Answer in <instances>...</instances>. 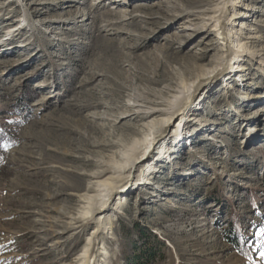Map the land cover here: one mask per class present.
<instances>
[{"label": "rangeland", "instance_id": "rangeland-1", "mask_svg": "<svg viewBox=\"0 0 264 264\" xmlns=\"http://www.w3.org/2000/svg\"><path fill=\"white\" fill-rule=\"evenodd\" d=\"M155 1L137 11L147 22L129 25L116 12L133 3L0 0V36L10 41L0 40V264H87L89 214L107 193L95 181L116 182L222 64L216 21L199 30L206 19L194 15L198 27L181 31L188 14L162 15ZM232 2L235 17L247 16L226 25L230 37L246 60L264 64V0ZM254 61L240 63L234 89L222 78L210 95L204 87L196 110L175 119L168 149L140 168L142 185L112 198L121 204L109 212L99 238L107 256L95 264H127L144 243L155 252L149 264H264V115L255 111L264 97L248 100L264 94V65ZM133 103L165 110L137 113ZM233 215L237 248L228 241Z\"/></svg>", "mask_w": 264, "mask_h": 264}, {"label": "bare ground", "instance_id": "bare-ground-1", "mask_svg": "<svg viewBox=\"0 0 264 264\" xmlns=\"http://www.w3.org/2000/svg\"><path fill=\"white\" fill-rule=\"evenodd\" d=\"M144 1L143 0H95L93 6L94 5L105 6L107 4H110L109 8L112 10L119 7H123L126 4L133 3L131 9L129 10L126 9L127 12H125V14L122 13L124 11L119 9H117L116 12L117 14L120 15V17L125 18V20L128 21V24L131 25V24H139L141 22H147V21H143L145 19H148L146 15L144 14L140 15L141 13L140 14L137 13V11H139L142 7H147ZM203 1H205L206 3L208 2V4L203 6V8L199 10L195 8H185L184 6H181L179 0H160L154 2V5H159L161 10L160 14L162 15L168 14L171 11L173 12V14L176 12L179 14L180 12L188 14V19L187 18L184 19L186 23L182 25H178V28L181 31L186 32L188 30H194L195 27H198L195 26L191 21H189V18L194 15H201L204 19H206V21L203 22L201 29L199 30H204L203 26H211V25L213 26L214 24H212V22L216 21L217 25H215V27L218 33L220 34L219 43L223 48V62L220 66H218L210 73L203 76L199 82L195 83V87L192 88L187 93V95L180 101V103L174 109H172L170 116L164 122L163 126L155 131L150 144L144 150H142V152H140L138 155L134 156L130 160L129 166L126 167L125 169L120 167L117 170L116 172L117 174L114 176V178H116L115 180L116 182L108 186L107 183L101 180L95 181V183L98 184L99 186H102L103 189L105 188L107 190V193L105 198L101 199L92 208L89 214L91 215L89 219L93 223V227L90 231L88 250L86 254L87 264H95L94 259L97 257L98 253L101 254L102 256H107L106 251L100 249L99 238L101 233L103 232V229L107 227L106 225L108 221L109 212L118 209L119 208L118 204H121V200H120L117 201L115 205L111 206L112 198H114V196L118 194L119 197H121L122 200H124L125 194L133 192L142 185V181L141 180L138 181L137 179V174L140 171L142 165L146 163H147L146 164L147 170L151 169L152 167L151 165L153 164L151 161H153L157 155L161 154L162 152L168 149V148L166 149V147L163 144L165 140L168 139L169 136H171L170 128L174 124L175 119L178 118L180 114L183 116H187L190 115L191 112L195 111L196 109H193L194 105L192 104L196 96L199 94V92H201V90L204 87H207L206 94L210 95L213 92L212 90L214 89V87L218 84V83L216 84V82H218L220 78L225 79L223 81V84L225 83L224 86L228 87L229 89H234L235 88L234 85H231L230 84L231 81L229 80L232 79L236 80V77H234V75L236 76V72H240L242 69H244V67L241 66L240 63L247 62V64L250 66L252 62L250 63L249 61L255 60L254 62L259 64H262L263 62L259 60L257 61L256 59L246 60L245 56L247 55V53L244 50L241 40L239 38L232 39L230 37L228 30L226 29V25L231 23L232 20L234 19L236 20V18H245L247 16L245 15V16L235 17L233 15L235 12L234 7L236 6V3L232 2V0H219L218 2H216V0H203ZM104 14L106 15L109 13L106 12ZM91 17L100 19L103 16L93 14L91 15ZM138 17L141 19L138 20ZM157 17H159V15H157ZM252 30H253L252 28H249V31ZM0 40H2V42L5 40L6 43L7 42L10 43V41L6 40L5 37L3 36H0ZM30 42L31 40L27 39L21 43L29 44ZM241 80H246V79L242 78ZM44 84H45L44 82H39L40 86ZM263 97L264 94H259L257 91V93L253 94V96H250L248 100L249 101L259 100V99H263ZM133 106L136 107L135 112L137 113H142L145 110H147L148 114H151L157 111L165 110L163 108L148 107L147 105L142 103H133ZM255 111L258 113V115H264V105H260L258 108H255ZM250 126H251L250 124L247 125V127ZM160 141H161V145L157 147L156 144L158 145ZM179 143L180 141H177V144ZM87 187H89V185ZM100 260H102V258H100Z\"/></svg>", "mask_w": 264, "mask_h": 264}, {"label": "trees", "instance_id": "trees-1", "mask_svg": "<svg viewBox=\"0 0 264 264\" xmlns=\"http://www.w3.org/2000/svg\"><path fill=\"white\" fill-rule=\"evenodd\" d=\"M232 225L228 231L234 234L233 238H228V241L231 243H234L236 248L239 246V242L237 240V232L239 231V223L237 222V218L235 215L232 216ZM122 232L124 235L128 236L130 233V229L126 227H122ZM138 235L140 238H143L146 236V230L145 229H138ZM232 234V235H233ZM146 247L136 248L132 254V256L128 257L127 264H149V261L154 256L155 252H153V248H150L146 243H144ZM137 249V250H136Z\"/></svg>", "mask_w": 264, "mask_h": 264}]
</instances>
